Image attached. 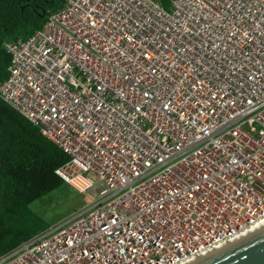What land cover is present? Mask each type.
Returning a JSON list of instances; mask_svg holds the SVG:
<instances>
[{
    "label": "built area",
    "instance_id": "2783aa9c",
    "mask_svg": "<svg viewBox=\"0 0 264 264\" xmlns=\"http://www.w3.org/2000/svg\"><path fill=\"white\" fill-rule=\"evenodd\" d=\"M3 48L89 204L0 264H188L264 221V0H64Z\"/></svg>",
    "mask_w": 264,
    "mask_h": 264
},
{
    "label": "trees",
    "instance_id": "16d2710c",
    "mask_svg": "<svg viewBox=\"0 0 264 264\" xmlns=\"http://www.w3.org/2000/svg\"><path fill=\"white\" fill-rule=\"evenodd\" d=\"M64 0H0V81L7 78L10 57L3 43L26 39L42 29L49 12ZM68 157L39 130L0 100V256L52 225L29 205L60 187L55 170Z\"/></svg>",
    "mask_w": 264,
    "mask_h": 264
},
{
    "label": "rangeland",
    "instance_id": "374dc122",
    "mask_svg": "<svg viewBox=\"0 0 264 264\" xmlns=\"http://www.w3.org/2000/svg\"><path fill=\"white\" fill-rule=\"evenodd\" d=\"M88 204L89 199L85 195L75 192L66 184H62L47 195L32 202L29 208L43 222L55 225L65 221Z\"/></svg>",
    "mask_w": 264,
    "mask_h": 264
},
{
    "label": "water",
    "instance_id": "95a60500",
    "mask_svg": "<svg viewBox=\"0 0 264 264\" xmlns=\"http://www.w3.org/2000/svg\"><path fill=\"white\" fill-rule=\"evenodd\" d=\"M191 264H264V229Z\"/></svg>",
    "mask_w": 264,
    "mask_h": 264
},
{
    "label": "bare ground",
    "instance_id": "6f19581e",
    "mask_svg": "<svg viewBox=\"0 0 264 264\" xmlns=\"http://www.w3.org/2000/svg\"><path fill=\"white\" fill-rule=\"evenodd\" d=\"M262 229H264V221H262L261 223H259V224H258V225H257V226H256L251 232H249L248 234H246V235H244V236H241V237L235 239V240L233 241V243L238 242L239 240H242L243 237L245 238V237L249 236V234H251V233H254V232H257V231H261ZM225 246H226V245H225ZM223 248H224V246H222L221 248H218L217 250L211 251V252H209V253H207V254H205V255H202V256L196 258L195 260L191 261V262L188 263V264H191V263H193V262H196V261H198L199 259L204 258V257H206V256H209L210 254H213L214 252H216V251H218V250H221V249H223Z\"/></svg>",
    "mask_w": 264,
    "mask_h": 264
}]
</instances>
